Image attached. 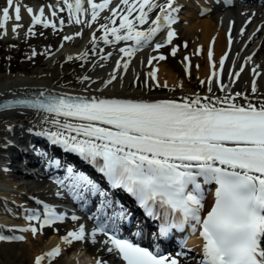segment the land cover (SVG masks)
Masks as SVG:
<instances>
[{
	"label": "snow or ice",
	"instance_id": "1",
	"mask_svg": "<svg viewBox=\"0 0 264 264\" xmlns=\"http://www.w3.org/2000/svg\"><path fill=\"white\" fill-rule=\"evenodd\" d=\"M63 2L69 11V22H72L75 14L83 11L81 0ZM86 3L91 9V20L86 22L88 26L97 20L100 11L108 9L115 17L117 9L124 5L126 15L121 17L119 28L103 24L100 27L105 31L101 37L105 44L109 43V32L115 41L133 40L135 49H120L128 55L148 46L162 28H170L176 22L173 13L178 11L173 7L174 0H119V4L112 8H109L111 0H103L102 4L86 0ZM12 7L13 0H7V6L0 9V29H4L9 21V9ZM156 9L159 12L151 20L154 27L147 31L136 30V24L129 19L132 13L139 12L135 21L143 25ZM27 11L33 25L41 23L43 8L39 15H33L31 8ZM14 13L19 21L18 4ZM112 17L106 18L110 24L116 22ZM60 23L63 24V20ZM75 23L84 21L75 19ZM43 26H50L46 19ZM17 27L19 25L12 28L13 33ZM122 29L126 30L125 35L120 34ZM28 31L31 33L32 28ZM174 36V32L168 31L167 42L170 43ZM163 46L157 44L154 50ZM176 51L173 48L172 55ZM154 59L164 60L165 57H152L148 63ZM247 59L251 61V57ZM220 64L223 67V59ZM120 66L117 61V67ZM123 68L127 69L128 63H124ZM149 75L156 80L157 70ZM232 75L230 72L229 76ZM235 75L239 76V73ZM116 78L113 74L105 86ZM220 87L226 94L214 99L200 95L185 97L181 102L170 99L51 97L8 101L0 107L22 106L43 111L46 114L44 123H50L54 130L35 134L46 137L53 145L75 153L93 165L107 178L111 188H122L133 196L148 217L154 220L162 218L159 238H167L173 229L182 230L185 225L190 224L193 232L198 228L203 243L201 258L196 264H264V99L253 104L245 97L246 103L240 104L235 101L242 93L228 95V86L221 84ZM252 92H257L255 79ZM40 97H44V93H40ZM49 115L52 116L50 121ZM52 163L60 166L59 161ZM66 173L64 180L57 183L76 198L83 200L82 193L86 191L106 197L107 193L87 175L71 166L66 168ZM65 181L70 182L65 184ZM212 184L216 186L214 202L202 216L205 209L204 185ZM109 206L111 202L102 199L97 213H102ZM117 215L124 220L130 213L121 209ZM43 217L41 226L64 219L62 214L47 205H44ZM29 219L39 220L40 216L33 213ZM71 219L75 222L78 217L73 215ZM23 231H31L35 235L37 229ZM99 235L106 237L101 243L108 245L107 251L117 253L126 264H179L177 258L165 256L159 248L149 250L125 238L115 224L109 226L100 221L91 232H86L83 224L79 225L62 237L61 242L66 245L85 241L96 244ZM133 235L139 236L140 233ZM60 253V248L55 247L45 256L51 260ZM184 255L183 252L176 253V257ZM45 256H38L34 264H41ZM97 264H107V261L98 258Z\"/></svg>",
	"mask_w": 264,
	"mask_h": 264
},
{
	"label": "bare ground",
	"instance_id": "2",
	"mask_svg": "<svg viewBox=\"0 0 264 264\" xmlns=\"http://www.w3.org/2000/svg\"><path fill=\"white\" fill-rule=\"evenodd\" d=\"M188 1L190 0H174L173 7L179 9L178 6H180L181 16L176 18V22L172 24L176 27L178 37L168 47L177 50L176 55L181 57V63L182 55H190V66L184 69L180 61H177L179 67L177 68L166 58L164 60L154 59L151 64L148 63L150 58L163 55L162 49L154 50L152 43L156 42L165 30L164 28L157 33L148 46L133 51L132 55L121 52L120 49H135L136 45L133 40L115 41L109 32L107 37L109 43H104L101 37L105 35V31L100 26L103 24L110 28H119L121 17L126 15L123 11L124 5H120L115 17H112L108 9L100 11L97 20L88 26L86 22L91 20V9L86 0H82L83 11L76 13L72 22H69V11L63 1L13 0V7L9 9L10 19L5 28L0 29V45L17 50L26 46L29 54L33 55L35 52V58L30 61L31 64L37 63V57H42L43 53L46 57L42 65L30 73L12 74L8 71L9 75L0 77V97L60 92L102 99L144 101L170 99L181 102L185 97L195 95L213 99L223 97L226 94L221 91L220 85L223 84L228 86V95L243 94L236 97L235 102L237 103H246L245 97L253 104L264 99V13L241 14L237 9H229L224 14L211 11L201 17L200 11L191 12L190 7L194 0ZM69 2L74 3V0ZM102 2L103 0H93V3L97 4H102ZM17 4L20 6L21 19L19 21L15 19L14 13V7ZM117 4L119 0H111L109 8ZM6 6L7 0H0V9ZM184 6L188 7L187 11L183 8ZM28 8L33 10V15H39L40 9L43 8L41 23L33 25L32 18L27 11ZM53 12L56 14L53 15ZM158 12L159 10L156 9L150 13L149 21L143 25L135 21V16L139 14L138 11H134L129 19L136 24V30L147 31L150 27H154L151 20L155 19ZM107 17H112L116 22L110 24ZM45 19L50 24L47 28L43 26ZM59 19L64 22L61 28L57 26ZM75 19H80L84 23L77 24ZM16 25L19 27L13 33L12 28ZM30 27L32 28L31 33L28 31ZM77 33L80 35H76ZM120 34L125 35L126 30L122 29ZM65 37H73V39L66 40ZM197 50L198 54L195 53ZM209 52H211V59H209ZM82 54L86 55L82 56ZM69 57L72 59H68ZM248 57H251V61H248ZM221 59L224 60L223 67L220 64ZM117 61L120 62V67H117ZM124 63H128L127 69L123 68ZM241 67H243L242 72ZM154 69L157 70L156 80L149 75ZM230 72L233 73L232 76H229ZM236 73H239V76H236ZM256 73L259 75L257 76ZM113 74L117 78L105 86ZM210 78L211 83H209ZM253 79L256 80L257 86L255 94L252 92ZM47 118L50 121L52 116ZM44 121L45 115L27 110L15 109L0 112V147H5L10 136L19 135L20 140H17V143H23V146H26L29 141H33L41 151L60 154L65 162H73L72 155L59 153L60 146H43L47 138L35 133L42 130H54L50 123L46 124ZM25 136L29 140H26ZM38 147V153L35 155L36 161L43 158ZM11 160L12 163L17 162L15 158ZM0 161H2L1 157ZM2 163L0 162L1 169L7 166ZM35 168L30 167V169ZM12 173L20 176L24 181L17 177L14 179L15 176L11 175H8V180L13 183L0 180V234L12 237V234H15V228L21 225V220L27 214V212L23 213V210H27L31 204L41 209L47 205L56 211L67 213L66 209H58V206L65 202L59 190L47 184L44 179L37 176L25 177L20 172ZM54 173L56 177L64 180L63 173L59 171H54ZM69 182L65 181V184ZM67 195L70 200L77 201V198L70 192H67ZM24 200L26 203L22 207L21 201ZM211 202V195L205 196V210ZM80 205L85 206L86 202L81 201ZM64 221L45 228L37 222L35 235L23 231L25 228L21 227V233L17 235L22 241L17 244L12 238L11 242L4 244L12 248L11 255L15 259L17 256L13 250L18 245L28 244L29 264H34L38 256H45L55 247L60 248V255L51 260L45 256L41 264H97L98 258L107 261V264H117L99 242L96 244L88 241L73 242L71 245L62 243L60 238L81 224L85 226L86 232H91L88 222L82 218H78L75 222L71 221V223L69 220L66 222V218ZM190 257L191 259L183 264H196L197 257L189 255L187 258ZM11 262L8 261V263Z\"/></svg>",
	"mask_w": 264,
	"mask_h": 264
},
{
	"label": "rangeland",
	"instance_id": "3",
	"mask_svg": "<svg viewBox=\"0 0 264 264\" xmlns=\"http://www.w3.org/2000/svg\"><path fill=\"white\" fill-rule=\"evenodd\" d=\"M7 51H10L7 53ZM164 55L170 58L171 64L178 67V60L175 56H170L169 53H164ZM45 53L42 57H37L38 62L31 64V59L35 58V55L29 54L26 46H23L20 50L10 48L8 49L5 45H0V77L9 75L10 71L12 74L17 72L30 73L37 69L45 60ZM1 153V152H0ZM7 181V180H4ZM9 182V181H7ZM33 242V241H32ZM18 244V243H17ZM29 249L28 244L18 245L13 251L17 256L15 259L12 254V248L4 243L0 245V264H29L30 258L27 254ZM8 261H12L8 263Z\"/></svg>",
	"mask_w": 264,
	"mask_h": 264
}]
</instances>
